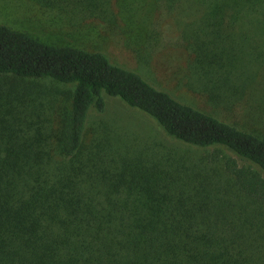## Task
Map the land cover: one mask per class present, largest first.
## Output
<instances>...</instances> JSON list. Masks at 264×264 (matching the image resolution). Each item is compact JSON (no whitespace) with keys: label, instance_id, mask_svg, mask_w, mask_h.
I'll list each match as a JSON object with an SVG mask.
<instances>
[{"label":"trees","instance_id":"16d2710c","mask_svg":"<svg viewBox=\"0 0 264 264\" xmlns=\"http://www.w3.org/2000/svg\"><path fill=\"white\" fill-rule=\"evenodd\" d=\"M64 1L99 21L101 34L133 32L119 0ZM155 2L188 25L183 86L208 106L242 108L230 86L237 53L264 46V0ZM1 75L72 88L48 134L27 113L36 111L27 92L0 87V264H264L262 134L175 98L102 50L51 44L0 24ZM107 97L204 158L138 151L118 130L90 138V113L104 112ZM215 146L258 169L205 154ZM209 165H221L223 178Z\"/></svg>","mask_w":264,"mask_h":264},{"label":"rangeland","instance_id":"374dc122","mask_svg":"<svg viewBox=\"0 0 264 264\" xmlns=\"http://www.w3.org/2000/svg\"><path fill=\"white\" fill-rule=\"evenodd\" d=\"M41 1L43 0H0V24L27 32L51 44H70L102 50L114 62L137 70L152 84L169 90L175 98L195 103L230 123H240V127L264 136V46L258 52L237 53L239 60L232 78L237 84L234 87L231 84L230 88L238 99L243 98V106L232 112H225L219 107L208 106L203 99L190 94L183 86L180 79L182 74L187 73V63L190 60L185 48L188 42L185 35L189 30L186 22L179 23V19L170 16L169 4L157 7L155 0H119L123 13L131 18L134 25L130 35L127 32L114 38L99 33V21L88 18L81 8L76 10L74 3L50 0L53 2L44 6ZM126 28L130 29L128 25ZM139 52L144 55L142 58L138 57ZM0 87L3 90L27 92V99L33 101L36 107L35 112L27 113L32 120H37V127L48 134L52 133L56 124L54 120L57 111L67 104L66 92L72 88L50 79L25 80L13 75H1ZM87 130L90 138L106 134L114 137V131L118 130L127 143L133 149H139L138 151L153 149L170 152L171 149H176L190 152L200 162L204 158L201 153L203 151L167 135L153 119L130 109L117 98L107 97L104 112L91 111ZM215 151L224 157L235 159L241 166L258 169L222 146L205 150V154ZM212 166H208L209 171L218 178H223L221 165Z\"/></svg>","mask_w":264,"mask_h":264}]
</instances>
